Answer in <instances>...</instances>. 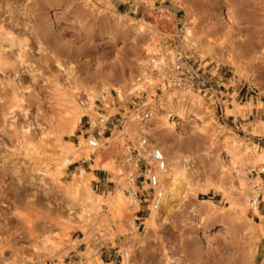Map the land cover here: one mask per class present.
<instances>
[{
	"label": "rangeland",
	"instance_id": "374dc122",
	"mask_svg": "<svg viewBox=\"0 0 264 264\" xmlns=\"http://www.w3.org/2000/svg\"><path fill=\"white\" fill-rule=\"evenodd\" d=\"M137 1L169 15L133 0H0V264H129L127 251L131 264H264V188L260 210L250 202L264 185V0ZM185 17L211 92H179L177 127L117 103L91 148L80 98L127 88Z\"/></svg>",
	"mask_w": 264,
	"mask_h": 264
},
{
	"label": "built area",
	"instance_id": "2783aa9c",
	"mask_svg": "<svg viewBox=\"0 0 264 264\" xmlns=\"http://www.w3.org/2000/svg\"><path fill=\"white\" fill-rule=\"evenodd\" d=\"M133 1L136 2L137 8L142 6L151 12L160 10L157 15L161 19L165 15H169L162 11L165 10L161 9L162 5L151 7L147 2ZM195 33L193 22L189 17H185L184 20L178 22L171 38L165 37L159 43L153 42L151 44L153 51L147 57L142 69L136 74L134 81L127 88L106 92V94H103L99 105L87 95L80 98L82 106L90 112L87 114L89 130L86 133L89 134L87 140L91 148H98L104 144V134L109 128L110 121V114L107 113V109L116 108L117 103L121 108L123 102H128V105H125L124 108L125 114H130L128 119L142 124L149 122L163 109L160 100L166 93L179 94L182 90H192L197 87L205 95L211 92L200 73L203 60H200L198 56L200 43ZM109 138L111 136L107 137V139ZM142 141L147 142L146 138ZM150 156L153 157L158 167H167L166 155L162 149H150ZM133 160L132 154L126 155V162ZM136 177L133 174L131 180L135 181ZM148 178L156 192L153 204L156 208H159L164 200L165 189L158 173L151 172ZM262 188H264V185L250 197L251 205L256 210H260ZM132 198L135 202L139 201L137 194L134 192ZM131 227L135 231L140 229L137 218L132 221Z\"/></svg>",
	"mask_w": 264,
	"mask_h": 264
},
{
	"label": "bare ground",
	"instance_id": "6f19581e",
	"mask_svg": "<svg viewBox=\"0 0 264 264\" xmlns=\"http://www.w3.org/2000/svg\"><path fill=\"white\" fill-rule=\"evenodd\" d=\"M14 10H15V8H14ZM205 47H207V45ZM68 92H70V91H68ZM181 98L182 99L184 98L183 94H178V95L173 94L172 95L171 93H166L164 95V97L162 98L164 100L165 107H163V109L160 111L159 114L164 118V121H165L167 126L177 127L178 122L176 121V117H177V119H185L186 118V116H185L186 108H185L184 104L182 103ZM233 150H234L235 153H239V151H238V149L236 147L233 148ZM151 158L153 159V157H151ZM166 159H167V156H166ZM71 161H73L72 158H67L64 162L66 164H70ZM153 161H154V159H153ZM167 162H168V159H167ZM158 171H159V173H161V175L170 174L169 173V167H165V168L158 167ZM176 173H179V172L176 171ZM127 256H128V258L126 257L128 259L127 262L129 264H131L132 257H131V254H130L129 251H127Z\"/></svg>",
	"mask_w": 264,
	"mask_h": 264
}]
</instances>
